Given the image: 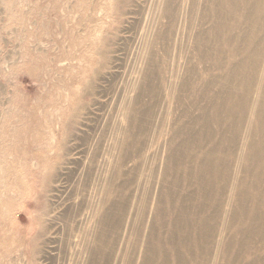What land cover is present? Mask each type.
Instances as JSON below:
<instances>
[{"label":"bare ground","instance_id":"obj_1","mask_svg":"<svg viewBox=\"0 0 264 264\" xmlns=\"http://www.w3.org/2000/svg\"><path fill=\"white\" fill-rule=\"evenodd\" d=\"M183 1L142 35L80 264H264V0Z\"/></svg>","mask_w":264,"mask_h":264},{"label":"rangeland","instance_id":"obj_2","mask_svg":"<svg viewBox=\"0 0 264 264\" xmlns=\"http://www.w3.org/2000/svg\"><path fill=\"white\" fill-rule=\"evenodd\" d=\"M160 2L0 0V264L81 263Z\"/></svg>","mask_w":264,"mask_h":264}]
</instances>
